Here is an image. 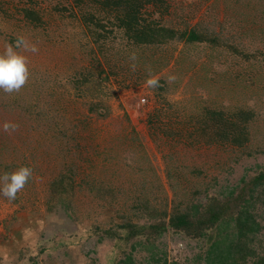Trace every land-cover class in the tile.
I'll list each match as a JSON object with an SVG mask.
<instances>
[{
    "label": "rangeland",
    "instance_id": "374dc122",
    "mask_svg": "<svg viewBox=\"0 0 264 264\" xmlns=\"http://www.w3.org/2000/svg\"><path fill=\"white\" fill-rule=\"evenodd\" d=\"M99 1L0 0V54L22 38L15 51L29 71L19 91L0 90V187L6 174L32 169L15 200L0 194V264H119L129 254L139 263L151 244L169 263L203 264L208 239L150 226L264 171V0L148 5L143 23L197 36L161 50L127 42ZM95 31L112 42L118 67L78 87L73 74L90 71ZM239 109L255 114L243 149L198 132L207 111ZM59 174L68 180L54 194Z\"/></svg>",
    "mask_w": 264,
    "mask_h": 264
},
{
    "label": "trees",
    "instance_id": "16d2710c",
    "mask_svg": "<svg viewBox=\"0 0 264 264\" xmlns=\"http://www.w3.org/2000/svg\"><path fill=\"white\" fill-rule=\"evenodd\" d=\"M155 3H161V0H103L98 2L103 8H109L115 13L116 21H118L117 29H122L127 42L129 41L133 46L144 48L150 46L161 50L175 40H197V36L191 31L177 32L153 23H143L141 11ZM24 17L33 24L39 22L37 15L31 9H24ZM92 17L90 19L86 17L84 20L89 19L90 22H94ZM96 27L104 28L98 24ZM96 32L94 42L97 50L91 49L90 51L92 65L90 71L82 75L80 70H76L73 74L74 82L78 87L87 82L92 84L95 79L94 72L103 73L105 65L110 68L114 60L113 55L117 54L108 36L100 33L96 36ZM117 67L118 65L115 66L112 63L111 69L114 72ZM24 109L30 111L29 107H24ZM39 114L41 116V113ZM31 115L36 117L32 113ZM204 118L205 122L198 132L201 136L207 137L206 140L212 137L215 139H211L209 143L217 141L243 149L249 142V125L253 122L255 114L243 109L234 113L207 111ZM205 129L210 130L209 135L204 134ZM59 134L62 138L65 136L64 133ZM190 137L192 135L189 134ZM243 153L247 152L243 150ZM66 180L68 178L60 174L52 180L51 186L54 194H59L57 185L64 184ZM53 199L54 197L48 202ZM158 217L164 219L150 226L153 235L162 234L169 228L190 238L208 239V247L198 257L203 264H264V171L249 179H241L240 183L233 185L232 189L225 192L222 198L213 197L205 205L192 203L184 207L176 206L169 215L163 212ZM67 218L69 219L68 216ZM133 228L131 226L130 230ZM104 234L108 235L109 231H104ZM133 236L134 234H131L130 238ZM150 248L144 249L146 255L139 263L131 257V254L118 263L174 264L169 263L166 255L154 245L151 244ZM134 249L135 245L131 247V251Z\"/></svg>",
    "mask_w": 264,
    "mask_h": 264
},
{
    "label": "clouds",
    "instance_id": "9594fccd",
    "mask_svg": "<svg viewBox=\"0 0 264 264\" xmlns=\"http://www.w3.org/2000/svg\"><path fill=\"white\" fill-rule=\"evenodd\" d=\"M23 45L24 41L21 38L15 42V45L9 44L3 54H0V90L4 92L19 91L28 79L27 59L15 51V48ZM30 50L32 52L37 51L35 47ZM147 84L154 87L157 81L149 79ZM2 127L3 131L8 132L10 129L14 131L17 126L4 123ZM31 176L32 169L29 167H20L10 175L6 174L3 177L5 183L0 187V194L9 200H15L17 193L24 188Z\"/></svg>",
    "mask_w": 264,
    "mask_h": 264
},
{
    "label": "built area",
    "instance_id": "2783aa9c",
    "mask_svg": "<svg viewBox=\"0 0 264 264\" xmlns=\"http://www.w3.org/2000/svg\"><path fill=\"white\" fill-rule=\"evenodd\" d=\"M143 102H144V100H143Z\"/></svg>",
    "mask_w": 264,
    "mask_h": 264
}]
</instances>
